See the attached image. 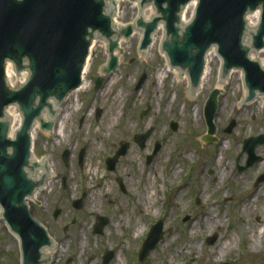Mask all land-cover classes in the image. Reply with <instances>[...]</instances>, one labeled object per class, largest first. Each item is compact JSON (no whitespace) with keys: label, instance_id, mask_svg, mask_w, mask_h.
<instances>
[{"label":"rangeland","instance_id":"obj_1","mask_svg":"<svg viewBox=\"0 0 264 264\" xmlns=\"http://www.w3.org/2000/svg\"><path fill=\"white\" fill-rule=\"evenodd\" d=\"M119 11L117 20L126 27L134 22L139 8L134 7L130 0H119ZM139 32L142 33L141 29L135 28L134 34L125 38L126 49L123 57L119 60L117 69L109 74L102 72L103 67L108 63L106 48L101 43L96 44L92 55L94 60L92 69L87 76L91 86L79 94L80 104H83L82 110L73 112L75 97L66 106L70 109L62 110V105L54 119V123L59 121V124L63 120L68 121L69 127L66 132L68 138L65 142L54 133V128L51 130L39 128L40 139L37 141L35 153L39 158L50 160L54 173L53 177L48 178L50 180L48 189L46 188L47 190L39 194L38 199L28 204L33 217L48 229L50 236L56 241L57 248L50 257L52 261L50 264H101V257L108 249L115 252L110 264H114L120 254L123 256L121 264H163V257H168L177 243L188 241L189 228L212 201L222 203L221 207L216 209L226 215L227 223L223 227L224 231L232 233L238 224L247 226L248 222L244 217L233 219L231 216L234 212L240 211L239 204L243 199L252 197L260 187L264 186V182L255 185L256 179L264 174V144L257 146L255 150L260 157L258 162L247 169L239 168L245 166L248 157V152L243 150L244 141L248 137L264 136V105L259 108L255 102L243 106L245 103L243 98L247 92L244 93L239 88L242 84L238 70L233 85H228L226 90L220 91L218 95V109L214 119L216 132L213 134L215 141L206 142L202 140L207 134L204 108L209 94L216 89L220 61L211 63L212 74L209 83L206 84L205 89L199 90V96H193L197 97L196 99L193 100L188 95L184 82L176 87L179 107L175 110L169 108L166 117V102H170V98L175 95L174 92H170L172 75L168 78L167 94L164 97L161 91L157 94L153 89L157 70L166 64L160 49L162 40L158 34L155 40L156 47L149 50L145 59L139 51L141 40L138 36ZM113 73H116L117 78L120 79L115 89H122L127 96L122 104L123 109L118 122L109 133L108 141L102 145L98 153L94 154L89 150L87 141L90 140L108 104L107 101H102L100 93L108 87ZM143 75L145 78L139 84ZM97 77H103V83L95 89ZM224 103H226L225 110L220 112ZM185 105L186 108L183 110ZM191 106L199 108V119L196 122L192 121L191 115L187 116L188 108ZM46 112L48 113L47 109ZM88 114H92L90 129L84 127ZM127 120H132L136 124V130L134 134L124 137L121 131ZM233 121L234 127L227 132L226 129ZM172 123H177L176 130L172 129ZM148 130H151V135L142 148L135 141V135ZM172 135L176 137L173 148L168 155L160 158L165 139ZM220 139L230 143L224 161L231 158L235 162L234 168L225 179L220 178V171L211 167L204 169V166L216 157V146ZM122 140L129 142L130 147L119 159L116 170L109 171L106 159L115 154ZM235 141L240 145L239 154L233 153L232 143ZM157 143L160 145L159 151L150 162H147V157L153 153ZM82 149H84V157L80 164L79 156ZM65 150L69 152L66 163L62 158ZM130 152L134 154V158L130 157ZM184 152H189L192 158L187 160L180 176L171 181L170 167L178 162L180 154ZM92 158L99 167L97 174L84 176V168ZM132 159L142 162L146 167L143 175L136 173L135 167L127 165ZM159 161H165L164 173L161 167H157ZM162 174L165 182L161 180ZM202 174L205 177L203 184L206 186V192L200 195L199 182ZM155 176L158 179V196L146 205L137 204V196L144 192L143 186L147 178L153 179ZM117 178L123 180L126 192L120 189ZM178 191H181L177 199L180 203L179 208L174 205ZM83 193H86L84 207L76 210L72 205L73 200ZM56 209H61V213L54 218L53 213ZM97 215L109 218L102 235L93 233ZM158 219L164 220V237L147 259L140 262L138 252L150 227ZM260 219L258 215L250 217L251 224H259ZM138 220H140L139 236L135 237ZM87 224H90L89 227ZM196 224L194 243L198 244V249L195 251L197 258L194 264H204L210 249L216 247L215 242L220 233L216 229L209 232L202 222ZM246 230L245 228L243 233H238L237 246L225 256V259L233 264H264V245L260 252L252 251L249 245V233ZM172 234L174 239L170 242L168 239ZM214 234L217 235L214 242H207V239ZM220 243L222 240H218V244ZM189 257L190 255L180 257V262L185 264ZM0 264H21L19 239L14 237L2 216H0Z\"/></svg>","mask_w":264,"mask_h":264},{"label":"water","instance_id":"obj_2","mask_svg":"<svg viewBox=\"0 0 264 264\" xmlns=\"http://www.w3.org/2000/svg\"><path fill=\"white\" fill-rule=\"evenodd\" d=\"M106 1L0 0V206L4 221L20 239L21 264L52 263L48 255L44 257L42 252L45 247L52 248V239L47 229L32 217L26 203L27 197H36V191H44L46 178L53 177L49 160L45 158L47 166L45 167L31 156V138L33 142L35 124L37 122L40 125L41 121H44L42 112L46 108L53 117L55 110L52 106L57 105L55 99L58 101L65 99L63 105H67L68 94L74 89L77 90L83 83L82 72L84 79L89 49L95 38L93 43H105L107 62L110 56L107 50L108 42L102 38L109 39V52L112 56L108 66L104 68V73L114 71L118 66V57L115 54L120 49L122 36L114 37L116 34L114 28L122 31L124 27L114 21L113 28L112 15L115 18L118 0L114 5L109 3L107 8L109 13L105 12ZM190 1L141 0L140 7L153 3L158 15L150 21H145L143 17L137 18L136 27L143 30L139 49L146 50L151 45L153 33L159 23L164 22L166 38L162 49L166 52L173 68L188 70L192 84L191 96L198 94L192 92V88L195 89L199 85L205 66V55L213 45H216L219 60L223 58L224 76L233 67H241L245 72V83L249 93L243 106H249L263 99L264 95H258L252 100L256 96V90L264 93V69L260 67V62L249 59V53L252 49L264 51V0H198L194 19L185 28H181V13ZM134 3L139 5L138 0ZM257 9H261V21L257 31L252 34L253 40L249 46L243 42L246 32L245 16ZM182 25H184L183 16ZM247 26L253 29L249 26V15ZM132 32L133 27L130 25L123 29L122 33L125 37H129ZM245 41L250 42V37L246 36ZM209 51H212V48ZM250 58L252 59V52ZM7 61L15 65L18 73L25 68L30 71L28 81L17 90H12L6 83ZM260 64L264 68V63ZM188 72L182 71V82ZM230 73L223 77L222 83L227 82ZM6 78L9 82L8 71ZM144 78L145 75L140 83ZM102 82L103 78L96 79V89ZM218 95L219 91L214 90L205 107L208 135L203 139L207 142L215 140L211 135L216 132L213 121L218 108ZM11 104L18 105L22 113H20L21 123L23 119L15 139L8 136L10 115H5L6 107ZM60 107L61 105L59 109ZM41 114L42 116L38 118ZM234 125L233 121L227 131L230 132ZM42 128L50 129L52 123L43 122ZM172 128L176 130L177 123H172ZM150 134L151 130L136 135L135 139L141 147H144ZM260 144H264L263 135L245 140L244 151L248 152L249 159L246 166L241 167L240 170L252 166L260 159L255 151ZM128 148V142H121L116 155L107 160L109 170L115 169L119 157L126 154ZM159 148L158 144L153 155L148 158L149 162ZM68 155L69 152L66 150L63 154L65 162L68 160ZM83 157L84 150L80 154V163L83 162ZM263 181L264 175L257 179L255 185ZM85 197L84 193L80 199L74 201V207L81 209ZM60 213L61 210L57 209L54 217H58ZM108 221L106 217L97 216L94 233H102ZM163 226L162 219L152 226L139 252L141 262L163 238ZM215 239L216 236L208 238V242L212 243ZM113 255L112 251L106 252L103 264H108Z\"/></svg>","mask_w":264,"mask_h":264},{"label":"bare ground","instance_id":"obj_3","mask_svg":"<svg viewBox=\"0 0 264 264\" xmlns=\"http://www.w3.org/2000/svg\"><path fill=\"white\" fill-rule=\"evenodd\" d=\"M134 7L138 8L139 5L132 3ZM195 9V2H191L184 10V13L182 14L183 16V23L184 25H186L191 18V15L193 13ZM119 0H118V4H117V8H116V13H115V18L114 21L117 22L118 24H120L122 26V24L120 22H118L117 18L119 16ZM155 13V9L153 6H146L143 7L139 10L138 14L139 15H143L146 19L149 16V18L151 17V15H153ZM148 14V15H147ZM259 11L254 12V13H250L249 14V26L255 28L258 21H259ZM141 32H139L138 36L141 37ZM160 34V39L162 40L164 38V27L163 24H160V27L157 31V34H155L153 36L154 38V42L153 44L144 51H141V56L145 59H147V53L149 52V50H151L152 48L156 47V37L157 35ZM125 42L126 39L124 37H121V42H120V49L117 51V53L115 54V56H118L119 60L122 59L123 57V52L126 49L125 47ZM97 43H93L92 47H91V54L89 56L88 59V63H87V67H86V71H85V75H84V79H83V83L82 85L77 89L74 90L73 92H71L68 96V102L67 104L70 102V100L74 99L76 97V103H74V105L72 106V110L73 112H80L83 108V104H80V100H79V94L82 93L83 91L88 90V88L91 86V82L87 80V76L89 75L91 69H92V65H93V57H92V53L96 47ZM103 45L104 48H106L105 43H101ZM107 55V54H106ZM163 57L166 59V64L163 68H159L157 70V77L154 81V90L156 91L157 94H159V92H162V97H164L165 94H167L166 91V84L168 81V78L170 77V75H172L173 80L171 81L172 87L170 92H174L175 93V89L176 87L182 82V71L179 68H173L172 66H170L169 62H168V58L166 56V54L162 53ZM252 60L258 61L260 63H264V51H256V52H252ZM218 62L220 61V63L222 62V60H219L218 57V53L216 51V47H212V51H209L206 55V67H205V71L203 74V78L201 80V84L200 87L201 88H196L193 89L192 88V92H199V90H202L206 88V84L209 83L210 77H211V63L214 62ZM221 69V67H220ZM220 69H219V74H218V79H217V83H216V89H219L220 91H225L226 87L228 85H233V81L237 78L236 76V70H231V73L229 75V78L227 80V82L222 83V79L223 76H221L220 74ZM7 71H8V78H9V83L12 86H19L20 84H22L28 76L27 72H22V73H17L14 66L12 65H8L7 66ZM238 77L241 81L242 86L239 88L241 90H243L244 93L247 92V88L246 86L243 84V71L241 69L238 70ZM120 82V79L117 78L116 73H113V75H111L110 77V82L108 84V87L103 90L100 93L101 99L103 102L107 101L108 104L104 110L103 116L102 118L98 121L97 125L95 126V129L93 131V134L90 138L89 141H87L88 144V148L89 150L93 151L94 154L98 153L101 148L102 145L108 141V137H109V133L111 130H113V128H115L119 116L121 115L122 112V104L125 101L126 98V94L123 92L122 89H115V85H117ZM184 83L186 85L187 88V93L188 95L193 98L196 99L197 97H193V96H199L200 93L191 96V83L189 80V75L184 76ZM164 100V99H163ZM259 106V108L264 105V98L257 101L256 102ZM67 105H63L62 106V110L66 109H70L66 107ZM177 107H179L178 102H177V94L175 93L174 97L170 98V102H166V107H165V111L167 112L165 114L166 117H168V110L169 108H172L173 110H175ZM226 107V103L223 104V110L220 112H223L225 110ZM92 107H90L91 109ZM186 108V105L184 106L183 110ZM199 108L195 107V106H191L188 108V114L187 116L190 117V115L192 116V121L196 122L199 119ZM6 115H10L9 120L11 122V131L13 132V134H10L11 137L14 136V134L19 130L20 126H21V119H20V112L18 111L17 107L15 105H13L12 107L8 108L6 111ZM91 117L92 114H88L87 117L85 118L84 121V127H87L88 129H90L92 127L91 124ZM50 120L49 119V115L48 113L45 111L44 112V121ZM69 127L68 121L63 120L62 123L59 124V121L55 122V126H54V133L57 134L61 141H64L68 138L67 137V129ZM39 128L40 125L36 122L35 124V131H34V138H33V146H32V156L35 157L42 165L45 166V158H39L36 156L35 150H36V146H37V141L40 139L39 137ZM136 130V124L132 121V120H127L122 128L121 133L123 134L124 137H128L129 135L134 134ZM69 136V134H68ZM176 139V137L174 135L169 136L165 139L164 142V149L163 151L160 153L159 157L161 158L162 156H166L169 154V152L171 151V149L174 146V140ZM58 143V141H57ZM230 143H226L224 139H220V141L217 143L216 146V157L213 158L209 164H206L204 166V169H207L208 167H211L212 169H215L217 171H220V178H227L229 172L232 171V168H234L235 166V162L229 158L226 161H224L225 155L227 154L230 146ZM233 144V153L235 154H239L240 152V145L239 142L235 141L232 143ZM131 158H134V154L132 152L129 153ZM192 155L189 152H184L180 154V157L178 158V162H176L175 164H173L170 167V172H171V177L170 180L172 181L174 178H177L180 176V174L182 173V169L183 166L186 165V162L188 159H191ZM49 160V159H47ZM49 164H50V168H51V172L52 175L54 173V170L52 168L51 162L49 160ZM128 166H132L135 167L136 173H138L140 176L143 175V173L145 172L146 167L143 166L142 162L138 161H134V159H132V161H128L127 162ZM157 167H161L162 172H165V161H159L157 163ZM99 167L97 164H95L94 162V158H92V160L89 162V164L86 165V167L84 168V172L83 175L84 176H96L97 171H98ZM139 176V177H140ZM161 180L162 182H165V177L162 174L161 176ZM219 178V179H220ZM205 177L202 174V177L200 179V189H199V194L202 195L204 192H206V186L203 184ZM49 182L50 180L47 179L44 183V190L48 189L49 186ZM157 185H158V179L157 176H155L153 179L147 178V181L145 182L143 189L144 192L142 194H139L137 196V204H143L146 205L148 202L150 203L154 197L158 196V189H157ZM239 186V184H238ZM47 188V189H46ZM43 192V191H36V197H29L27 199V202L29 203L32 200H36L39 197V194ZM181 195V191H178L175 195V203L174 205L179 208L180 207V203L177 202V199L179 198V196ZM93 204V201H92ZM222 205V203H220L219 201H212L208 207L203 210V212L201 213V216H199L198 218H196L194 220V223L192 224V226L189 228L188 232H187V237H188V241H184L182 243H177L172 251L170 252L168 257H163V264H182L181 258L184 255H190L188 261L185 264H194L195 260H196V249H198V244L194 243V237L196 236V232L195 229L197 227L196 223H200L202 222L205 227L208 229L209 232L213 231V230H218L219 231V235H218V239L215 242V248L210 249L209 254L205 257L204 259V264H233V262H229L225 259V256H227L230 252H232L234 250V248L237 246L238 240V233L242 232L245 230V228L247 229L246 231H248L249 233V245L252 251L255 252H260L263 245H264V186L260 187L258 189V191H256L254 193V195L252 197L249 198H245L243 199L239 205H241V207L239 208V212L237 214V212L233 213L231 218L236 219V218H245V221L248 222L247 226L244 227V225L242 224H238L235 226V229L233 230L232 233L226 232L223 230V227L225 226V224L227 222H225V218L226 215L225 214H221V212L219 211V209H216L217 207L220 208ZM91 206V204H90ZM148 210V209H146ZM1 207H0V216L1 214ZM92 212V210H90ZM260 216V223L259 224H255L252 223L251 224V220L250 217H254V216ZM128 216H130L128 214ZM169 217V215H168ZM230 218V219H231ZM259 219V218H258ZM168 223V221H167ZM120 224V223H119ZM90 224H87V226L89 227ZM136 231L134 236L138 237L139 236V232L138 229L140 228V220H138V222L136 223ZM118 228V226H117ZM14 237L18 240V236L17 234H13ZM174 239V235L172 234L170 236V238L168 239V241H173ZM218 240H222V243L218 244ZM82 245V243H81ZM56 241L53 240L52 242V248H44L42 250V252H44L43 256L44 257H51L55 251H56ZM122 259L123 256L120 254V256L118 255L117 260L114 262V264H121L122 263Z\"/></svg>","mask_w":264,"mask_h":264},{"label":"flooded vegetation","instance_id":"obj_4","mask_svg":"<svg viewBox=\"0 0 264 264\" xmlns=\"http://www.w3.org/2000/svg\"><path fill=\"white\" fill-rule=\"evenodd\" d=\"M124 192H126V189L124 188Z\"/></svg>","mask_w":264,"mask_h":264}]
</instances>
